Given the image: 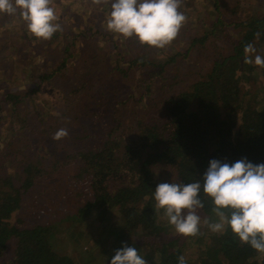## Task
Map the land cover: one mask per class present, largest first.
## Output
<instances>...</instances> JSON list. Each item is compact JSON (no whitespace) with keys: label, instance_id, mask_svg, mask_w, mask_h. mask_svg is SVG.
Returning a JSON list of instances; mask_svg holds the SVG:
<instances>
[{"label":"trees","instance_id":"1","mask_svg":"<svg viewBox=\"0 0 264 264\" xmlns=\"http://www.w3.org/2000/svg\"><path fill=\"white\" fill-rule=\"evenodd\" d=\"M254 1V14L242 17L241 0H180L186 20L168 44L171 54L135 36L133 52L125 51L107 28L102 33L111 47H91L100 26L88 24L64 33L60 26L49 39L27 40L21 69L31 57L44 68L38 81L16 82L7 74L12 64L0 58V120L18 136L0 130V264H109L122 242L136 247L147 264H178L182 248L194 241L199 255L186 264H264V253L230 228L213 232L205 223L195 235L176 232L168 218H158L165 213L153 197L160 182H202L212 158L264 162V65L254 63L256 55L264 58V0ZM96 3L106 18L111 0ZM175 41L184 47L177 49ZM248 45L255 51L246 52ZM6 47L0 39V51ZM207 51L208 64L188 84L159 92L180 63ZM243 72L255 74L256 85ZM46 81L63 95L56 123L26 103ZM60 130L66 134L57 137ZM75 164L81 165L77 174L87 176L88 201L72 202L57 222L14 223L39 178ZM199 196L201 220L215 219L212 199L202 190ZM112 238L116 244L107 251ZM96 247L105 259L92 255Z\"/></svg>","mask_w":264,"mask_h":264},{"label":"clouds","instance_id":"2","mask_svg":"<svg viewBox=\"0 0 264 264\" xmlns=\"http://www.w3.org/2000/svg\"><path fill=\"white\" fill-rule=\"evenodd\" d=\"M179 6L180 0H111L106 28L125 38L135 36L141 44L163 48L173 41L186 20ZM18 10L37 38L49 39L60 27L51 0H0V13L14 15ZM245 51L255 50L248 45ZM254 63L264 65V58L256 55ZM65 134L60 130L56 136ZM201 177L202 182H160L155 186L153 197L168 223L178 233L195 235L201 223L196 209L203 207L199 196L202 190L214 205L215 219L204 221L210 230L223 232L230 228L241 242L264 253V162L253 163L245 157L229 163L212 158ZM109 264L147 262L136 247L122 242ZM178 264H186L183 256Z\"/></svg>","mask_w":264,"mask_h":264},{"label":"rangeland","instance_id":"3","mask_svg":"<svg viewBox=\"0 0 264 264\" xmlns=\"http://www.w3.org/2000/svg\"><path fill=\"white\" fill-rule=\"evenodd\" d=\"M63 1L64 4L65 2H68V6H65L62 2L60 4H57L59 0H51V6L54 7L56 11V23H58L62 27V33L67 30H73L74 28H76V26L78 28L84 29L88 24H93L95 28L100 26V31L95 36L90 37L88 45L91 47L99 45L102 46L103 49L111 47V42H108L106 40L107 35L104 36V33H102L106 29V12L103 11V8L98 7L96 0ZM253 4L256 5V1L241 0V7L238 9V11H240L242 17L254 14V11L252 10V6H254ZM191 6L193 10V6H195V3H192ZM205 18L208 19L209 16H206ZM2 24H4V26L0 28V39L3 41L7 40V47L5 49L1 48L0 58L12 64L11 69L7 73L8 76H10L11 78L15 77L14 80H16V82L18 83L31 82L33 79H35V81H38V76L40 72L44 70V68L34 66L31 57L28 60L30 61L29 64L25 65L27 69H21L23 65L22 60L26 57L24 55L29 52V50L26 48V45H28L27 40L32 39L33 34L26 27V22L20 11L18 10L14 15L0 13V25ZM188 32L189 30H185V32L179 36L181 41H184V39H186V35H188ZM113 38L117 42H121L123 44V50L133 52L134 49L132 48V44L130 43V41L132 40L131 37L125 38L121 34L115 33ZM175 43L177 42L175 41ZM177 45V49H179L180 46L184 47V44L177 43ZM172 46L173 44L166 45L165 47H163V49L158 48V51L163 54H171L169 51H171L170 49ZM16 48H19V51H16ZM210 52L211 51H207L198 56H190L184 62L180 63L178 65V69L173 71L168 76L169 81L164 80L162 82V84L166 83V86L169 83V86H167L165 90H159V92L166 93L170 91L171 93L173 91L172 88H175L177 84H188V82L192 78L196 77V75L199 74L202 66H206L208 64V62L205 61V56ZM8 56L12 57L9 58ZM47 56H50V53H48ZM107 59H102V62H107ZM97 60L98 59H96V61ZM101 73L102 71L98 70L96 75L100 76ZM243 76L248 79L249 83L256 85L253 81V76H255V74L243 72ZM140 82L141 80L138 79L139 84ZM29 84L30 83L26 84V89L28 92H30L28 86ZM57 84L58 82H56V86ZM62 96L63 95L61 94V90H59L57 87H52L50 85V82L46 81L41 84L40 90L38 92H30L29 97H31L32 99L29 101L27 100L26 103L30 106V110H33L34 107H40L42 112L44 111L46 114L50 115H45L44 117L47 119L52 118V122L56 123V116L58 113L56 107L63 103ZM7 123L8 121L4 119L0 120L1 131L10 126V124L7 125ZM13 127L18 128V122H15ZM4 131V135L8 134L11 138L17 140L18 136L12 130L8 132H6V130ZM78 166L81 165H68V167H62L52 174L39 178L26 193L23 201L22 211H19L15 216H13L12 219L14 223H16L18 219L21 220L24 225L30 226L39 222L44 223L45 221L49 223L54 221L57 222L56 219L63 217V212L65 213L67 210L73 207L72 202L81 205L85 201H88V179L84 172H80L81 174H77L76 167ZM64 193H66V197ZM69 197L72 201L65 202V199H69ZM63 205L65 206V209H62ZM158 218L160 220H166L167 216L159 214ZM200 227H205L204 220H201ZM115 244L116 241L114 240V238H112L110 240V243L106 244L105 250L109 251L110 249H114L113 245ZM199 248L200 245H198V243L194 241L193 243L188 245V247L182 248L183 250H181L182 253L180 256H183L184 259L190 260V262H192L195 258L198 257ZM65 250L68 251L69 247H66ZM92 250H94L92 254L94 257L97 256L100 259L106 258L104 251L97 249V247L93 248Z\"/></svg>","mask_w":264,"mask_h":264}]
</instances>
